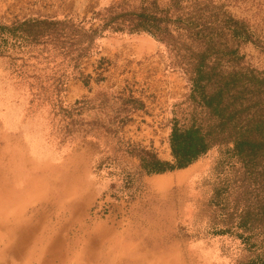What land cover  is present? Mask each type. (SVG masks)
I'll return each instance as SVG.
<instances>
[{
	"label": "rangeland",
	"instance_id": "374dc122",
	"mask_svg": "<svg viewBox=\"0 0 264 264\" xmlns=\"http://www.w3.org/2000/svg\"><path fill=\"white\" fill-rule=\"evenodd\" d=\"M114 4L171 7V35L109 31L64 54L0 29V264H264V224L221 223L215 194L245 170L233 143L164 173L139 158L173 161L175 123H212L193 91L203 42L179 12L215 22L219 71L264 78V0H0V25L80 24Z\"/></svg>",
	"mask_w": 264,
	"mask_h": 264
},
{
	"label": "trees",
	"instance_id": "16d2710c",
	"mask_svg": "<svg viewBox=\"0 0 264 264\" xmlns=\"http://www.w3.org/2000/svg\"><path fill=\"white\" fill-rule=\"evenodd\" d=\"M191 6L199 13L184 18L187 13L183 10L178 18L184 22L180 27L191 40L203 42L202 50L194 56L192 82L193 91L201 96L204 106L209 109L212 123L190 126L175 123L171 133L173 161L162 160L145 150L139 158L147 172L164 173L191 165L215 145L233 143V153L244 164L245 170L231 179L225 190L217 192L215 197L225 211L221 218L223 225L230 228L237 223L236 227L252 231L259 222L264 224V194L249 195L246 188L249 180L259 187L264 184V78L239 71H219L222 58L214 62L210 58L214 49L212 41L217 34L215 22L207 20L197 4ZM170 10L171 7L162 11L157 4L155 9L142 10L125 9L114 4L95 11L91 18L80 24L70 20L35 18L13 26L0 25V29L22 42L52 45L56 52L71 54L82 52L86 43L89 47L95 35L101 36L109 31L147 32L167 38L171 35ZM232 31L235 37L243 35L236 26ZM228 47L231 46L227 45L225 50L230 49ZM229 208L234 211L229 213Z\"/></svg>",
	"mask_w": 264,
	"mask_h": 264
}]
</instances>
